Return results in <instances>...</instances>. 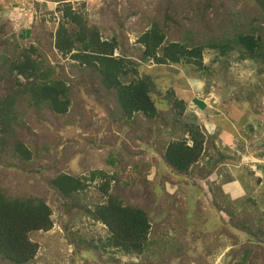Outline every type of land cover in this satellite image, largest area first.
I'll return each instance as SVG.
<instances>
[{
  "label": "rangeland",
  "instance_id": "rangeland-1",
  "mask_svg": "<svg viewBox=\"0 0 264 264\" xmlns=\"http://www.w3.org/2000/svg\"><path fill=\"white\" fill-rule=\"evenodd\" d=\"M63 1L89 25L103 31L104 37L117 36L114 57L125 59L138 78H151L150 96L159 114L153 120L135 114L122 129L108 127L105 118L114 112L115 94L103 93L94 76L80 81L76 63L60 55L53 48V39L45 36L54 33L63 20L58 11L62 4L55 0H0V21L10 26L0 37V46L11 34L23 45L40 41L47 61L57 67L58 77L66 80L72 94V106L64 116H56L49 108L27 111L26 115V109L18 106L21 120L31 127V132L18 134L34 154L29 162L0 157V186L12 196L43 197L52 212L51 230L29 235L39 245L29 264H156L161 259L163 264H176L173 259L164 263L170 253L161 247L170 244L161 243L157 248L160 243H153L161 236L175 242L174 247L182 242L181 247L192 256L204 255L202 264H264V61H239L237 51L220 56L205 50L206 70L184 64L158 66L140 59L138 38L151 21L161 20L162 0ZM190 12L186 8L180 17L187 27ZM214 15L207 11L205 25L216 22ZM168 38L177 40L174 35ZM96 88L100 92L95 95ZM170 93L184 102L183 115L171 111ZM186 123L200 127L204 151L189 174L175 176L160 155L170 140L186 137ZM115 153L120 160L114 158ZM109 154L114 166L107 164ZM93 170L116 173L119 182H110L111 189L124 191L121 195L132 203L144 197L139 178L153 193L147 204L160 215L152 216L160 221V227H153L152 242L143 255L104 250L108 232L103 225L62 213L50 179L59 172L88 176ZM132 179L139 181L130 188ZM127 182L129 185L120 189ZM98 183L93 181L86 193L89 207L100 194ZM141 200L143 205L146 200ZM82 239L91 241L97 251L78 252L73 245Z\"/></svg>",
  "mask_w": 264,
  "mask_h": 264
},
{
  "label": "trees",
  "instance_id": "trees-1",
  "mask_svg": "<svg viewBox=\"0 0 264 264\" xmlns=\"http://www.w3.org/2000/svg\"><path fill=\"white\" fill-rule=\"evenodd\" d=\"M55 1L62 4L58 11L61 10L63 20L59 21L54 33H46L45 36L53 39V48L60 55L68 56L76 63V75L80 81L94 76L103 87V93L115 94L117 104L115 102L114 112L105 118L108 127L116 125L122 129L124 124L127 126L131 123L135 114L149 120L158 117L159 112L150 96L151 78H138L137 71L127 66L125 59L114 57V51L119 46L117 36L104 37V32L96 25H89L83 16L72 10L69 2ZM160 4V13H163L161 20L151 21L139 35L141 60L151 61L158 66L184 64L206 70L203 53L213 50L220 56L237 51L239 61H264V32L259 31L264 30V0H162ZM186 8L191 11L190 15L187 14L188 27L180 20ZM208 10L215 14L216 21L210 26L205 25ZM194 25L196 29H193ZM9 28V23L0 21V37L5 36ZM171 35L177 40L169 41L168 36ZM129 75L134 78L129 79ZM20 78L23 82H20ZM98 90L96 88L95 95L100 92ZM71 95L66 80L58 77L57 67L47 61L40 41L23 45L14 34L4 38L0 46V157L29 162L34 154L18 134L23 130L31 132V127L21 120L18 106L26 109V115L27 111L38 113L43 108H49L56 116H64L72 106ZM169 95L172 97L169 100L171 111L175 112V116L183 115L184 102L174 98L173 93ZM184 127L186 137L170 140L160 155L175 176L189 174L204 151L205 138L200 127L189 123ZM114 158L120 160L119 153H115ZM114 158L109 154L107 164L114 166ZM117 178L116 173L109 175L105 170H93L88 176L59 172L49 182L62 213L71 219L85 217L106 228L108 236L103 244L104 250L109 248L125 255H143L152 242L149 236L153 227H160V221L152 218L157 216L154 206L147 204V198H153V193L148 191L141 178L140 181L132 179L129 181L132 183L130 188L139 181L138 186L144 196L141 199L146 201H143V205L141 199L139 203L127 201V197L121 195L123 190L121 193L110 187V182H119ZM96 180L99 181L97 188L100 194L93 206L89 207L84 199L91 183ZM156 195L157 192L154 193ZM51 216V209L43 197L12 196L5 187L0 186V264L31 263L39 245L29 235L51 230ZM153 243H160L157 248L161 243L170 244L169 248L161 247L170 253L164 263L173 259L177 260L176 264H202L201 257L204 255L192 256L181 247L182 242H177L174 247L175 242L161 236ZM73 246L81 254L83 250L96 252L98 249L91 241L84 239ZM163 261L158 260L156 264H163Z\"/></svg>",
  "mask_w": 264,
  "mask_h": 264
},
{
  "label": "crops",
  "instance_id": "crops-1",
  "mask_svg": "<svg viewBox=\"0 0 264 264\" xmlns=\"http://www.w3.org/2000/svg\"><path fill=\"white\" fill-rule=\"evenodd\" d=\"M191 173V172H190Z\"/></svg>",
  "mask_w": 264,
  "mask_h": 264
}]
</instances>
